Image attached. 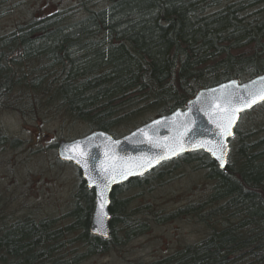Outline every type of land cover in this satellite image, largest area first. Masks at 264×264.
Segmentation results:
<instances>
[{"label": "trees", "instance_id": "obj_1", "mask_svg": "<svg viewBox=\"0 0 264 264\" xmlns=\"http://www.w3.org/2000/svg\"><path fill=\"white\" fill-rule=\"evenodd\" d=\"M77 10L42 13L0 35L1 100L118 137L135 128L116 133L122 119L168 114L201 88L264 74V0H95L75 19ZM192 163L211 182L199 200L166 214L122 198ZM78 175L69 224L20 214L0 195V264H81L182 217L202 226L200 238L135 264H264V104L240 121L226 171L201 151L116 187L108 239L90 230L94 191Z\"/></svg>", "mask_w": 264, "mask_h": 264}, {"label": "rangeland", "instance_id": "obj_2", "mask_svg": "<svg viewBox=\"0 0 264 264\" xmlns=\"http://www.w3.org/2000/svg\"><path fill=\"white\" fill-rule=\"evenodd\" d=\"M94 1L0 0V35L14 31L19 23L59 8L78 9L72 16L79 19L86 14L85 5L90 7ZM5 101L0 96V195L6 196L12 209L20 214L28 210L56 218L61 225L69 224L79 175L74 165L57 160L55 143L85 135L87 123L74 122L72 118L56 116L54 112L35 118L8 103L5 105ZM153 116L149 112L135 114L120 120L113 129L119 133ZM13 140H16L15 144ZM206 176V169L192 163L177 167L158 180L153 175L147 186L127 191L122 198H130L133 207L148 204L166 214L173 213L210 191L211 182ZM196 223L182 217L166 224H153L145 235L132 239L123 247L90 256L81 264H135L138 260L162 258L200 238L202 226Z\"/></svg>", "mask_w": 264, "mask_h": 264}, {"label": "water", "instance_id": "obj_3", "mask_svg": "<svg viewBox=\"0 0 264 264\" xmlns=\"http://www.w3.org/2000/svg\"><path fill=\"white\" fill-rule=\"evenodd\" d=\"M261 90H264V74L246 81L230 79L199 89L185 108L151 119L124 136L117 138L109 132L96 130L74 140H62L58 148L59 158L75 164L88 187L95 192L91 232L108 239L114 189L145 176L164 162L203 151L222 171H226L231 140L241 117L263 104L264 100L236 113L231 135L225 136L223 132L231 110L250 99V93ZM223 108L229 111L224 112ZM222 144L227 146L223 166L212 154L213 151L220 154ZM76 146H79L78 150Z\"/></svg>", "mask_w": 264, "mask_h": 264}, {"label": "snow or ice", "instance_id": "obj_4", "mask_svg": "<svg viewBox=\"0 0 264 264\" xmlns=\"http://www.w3.org/2000/svg\"><path fill=\"white\" fill-rule=\"evenodd\" d=\"M258 100H264V90H261L258 93H250V99L245 100L244 103L240 107H236V108H233L231 110V115L228 117V123H227V126L224 128V132H223V134L225 136L231 135V127L237 118L236 113L244 110V108H250ZM218 107H219V105H218ZM222 111L228 112L229 110L227 108H223ZM217 126L219 127L220 125H217ZM76 147L78 150L79 146H76ZM219 152H220V154H217L216 151H213L212 154L214 156H216V158L220 161L221 166H223L225 163L224 155H226V152H227L226 144H222L220 146ZM81 155H83V153H81ZM68 158L70 159L71 157H68ZM79 162L80 161L77 160V163H79ZM125 175H127V174H125Z\"/></svg>", "mask_w": 264, "mask_h": 264}, {"label": "flooded vegetation", "instance_id": "obj_5", "mask_svg": "<svg viewBox=\"0 0 264 264\" xmlns=\"http://www.w3.org/2000/svg\"><path fill=\"white\" fill-rule=\"evenodd\" d=\"M236 135V134H235ZM232 141V140H231ZM58 148H59V144L57 145V153H58ZM180 158V157H179ZM211 158V157H210ZM178 159V158H177ZM212 159V158H211ZM176 160V159H175ZM119 186H121V185H119ZM118 187V186H117ZM116 189V188H115ZM115 189H114V191H115ZM94 191V190H93ZM113 194H114V192H113ZM94 198H95V193H94Z\"/></svg>", "mask_w": 264, "mask_h": 264}]
</instances>
